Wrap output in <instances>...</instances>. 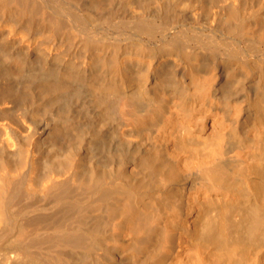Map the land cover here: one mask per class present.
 <instances>
[{"label": "bare ground", "instance_id": "obj_1", "mask_svg": "<svg viewBox=\"0 0 264 264\" xmlns=\"http://www.w3.org/2000/svg\"><path fill=\"white\" fill-rule=\"evenodd\" d=\"M0 264H264V0H0Z\"/></svg>", "mask_w": 264, "mask_h": 264}]
</instances>
